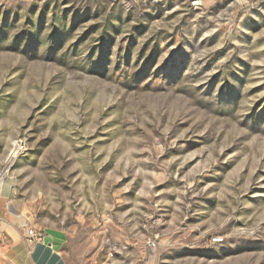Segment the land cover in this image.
I'll return each instance as SVG.
<instances>
[{
    "label": "rangeland",
    "instance_id": "374dc122",
    "mask_svg": "<svg viewBox=\"0 0 264 264\" xmlns=\"http://www.w3.org/2000/svg\"><path fill=\"white\" fill-rule=\"evenodd\" d=\"M0 173V247L264 264V0H0Z\"/></svg>",
    "mask_w": 264,
    "mask_h": 264
},
{
    "label": "crops",
    "instance_id": "0c3cea01",
    "mask_svg": "<svg viewBox=\"0 0 264 264\" xmlns=\"http://www.w3.org/2000/svg\"><path fill=\"white\" fill-rule=\"evenodd\" d=\"M63 238V237H62ZM49 240V239H48ZM64 239L56 247V250L53 254L48 256L37 257V251L42 245H46L42 242L30 243L34 244L35 247L33 250H29L26 246V242H23L19 239L18 236H13L10 238L5 246L0 247V264H44V262H50V264H69L68 262H63L62 259L58 256L57 250ZM50 241V240H49ZM53 242L49 243L52 244ZM48 245V244H47ZM55 244H53L54 246ZM46 248V247H45ZM30 251V252H29Z\"/></svg>",
    "mask_w": 264,
    "mask_h": 264
},
{
    "label": "bare ground",
    "instance_id": "6f19581e",
    "mask_svg": "<svg viewBox=\"0 0 264 264\" xmlns=\"http://www.w3.org/2000/svg\"><path fill=\"white\" fill-rule=\"evenodd\" d=\"M16 149L17 148H15L13 151H12V153H11V155L9 156L10 158H9V161L11 160V158H13L14 157V155L16 154ZM3 174L2 173H0V177L2 176ZM56 240V242L59 244L60 242H61V238H58V237H56L55 238ZM55 244L54 246H52L50 249L51 250H47L46 248H45V246L44 245H42L41 247H39V249H38V251H37V257H39L40 258V256H42V257H45V256H48L49 254H53L54 253V251L56 250V247L58 246V244ZM44 264H50V262H44Z\"/></svg>",
    "mask_w": 264,
    "mask_h": 264
},
{
    "label": "built area",
    "instance_id": "2783aa9c",
    "mask_svg": "<svg viewBox=\"0 0 264 264\" xmlns=\"http://www.w3.org/2000/svg\"><path fill=\"white\" fill-rule=\"evenodd\" d=\"M29 238H30V242H40L42 237L36 230H30Z\"/></svg>",
    "mask_w": 264,
    "mask_h": 264
}]
</instances>
